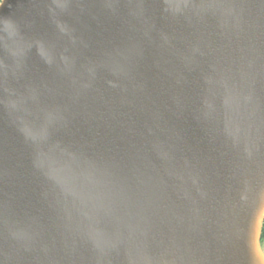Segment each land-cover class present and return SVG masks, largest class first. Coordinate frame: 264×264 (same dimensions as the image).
Here are the masks:
<instances>
[{"label":"water","instance_id":"obj_1","mask_svg":"<svg viewBox=\"0 0 264 264\" xmlns=\"http://www.w3.org/2000/svg\"><path fill=\"white\" fill-rule=\"evenodd\" d=\"M263 198L264 0H1L0 264H264Z\"/></svg>","mask_w":264,"mask_h":264},{"label":"bare ground","instance_id":"obj_2","mask_svg":"<svg viewBox=\"0 0 264 264\" xmlns=\"http://www.w3.org/2000/svg\"><path fill=\"white\" fill-rule=\"evenodd\" d=\"M263 211H264V198L262 201V206L258 212V215L253 223V227H252V231H251V244L252 247L255 249L256 247V242H257V238L259 235V230H260V225H261V218L263 215Z\"/></svg>","mask_w":264,"mask_h":264},{"label":"rangeland","instance_id":"obj_3","mask_svg":"<svg viewBox=\"0 0 264 264\" xmlns=\"http://www.w3.org/2000/svg\"><path fill=\"white\" fill-rule=\"evenodd\" d=\"M261 228H262V224L260 226L259 234L261 233ZM256 245H257V249H258L259 253L264 257V241H260V238H259Z\"/></svg>","mask_w":264,"mask_h":264},{"label":"trees","instance_id":"obj_4","mask_svg":"<svg viewBox=\"0 0 264 264\" xmlns=\"http://www.w3.org/2000/svg\"><path fill=\"white\" fill-rule=\"evenodd\" d=\"M1 2V0H0ZM260 241H264V219L262 222V228H261V233H260Z\"/></svg>","mask_w":264,"mask_h":264}]
</instances>
